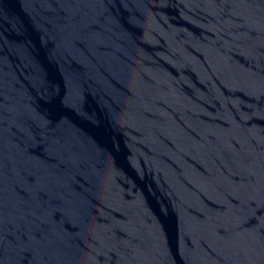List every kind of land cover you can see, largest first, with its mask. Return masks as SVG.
I'll list each match as a JSON object with an SVG mask.
<instances>
[{"label":"water","instance_id":"1","mask_svg":"<svg viewBox=\"0 0 264 264\" xmlns=\"http://www.w3.org/2000/svg\"><path fill=\"white\" fill-rule=\"evenodd\" d=\"M199 0H0V264H134Z\"/></svg>","mask_w":264,"mask_h":264}]
</instances>
